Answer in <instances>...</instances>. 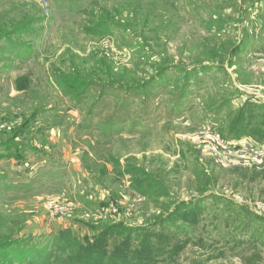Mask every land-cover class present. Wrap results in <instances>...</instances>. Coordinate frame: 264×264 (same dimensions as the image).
<instances>
[{
	"label": "rangeland",
	"instance_id": "rangeland-1",
	"mask_svg": "<svg viewBox=\"0 0 264 264\" xmlns=\"http://www.w3.org/2000/svg\"><path fill=\"white\" fill-rule=\"evenodd\" d=\"M78 263L264 264V0H0V264Z\"/></svg>",
	"mask_w": 264,
	"mask_h": 264
},
{
	"label": "trees",
	"instance_id": "trees-1",
	"mask_svg": "<svg viewBox=\"0 0 264 264\" xmlns=\"http://www.w3.org/2000/svg\"><path fill=\"white\" fill-rule=\"evenodd\" d=\"M85 33L86 34H89V35H93V36H98V37H104L105 35H108L110 33V24L108 22V19L105 18V17H100L99 20H96V21H92L90 23V25H88L87 27H85L84 29ZM17 83L18 84V88L21 90L24 88V83H22V81L24 82L25 81V77H18L16 79ZM242 115H240L241 117ZM243 117V116H242ZM249 120V119H247ZM229 137H227L228 139L230 140H238L240 139L241 137H244V133H240V134H236V132H233L231 135H228ZM251 138H253V136H249ZM102 249L103 246H102ZM103 254H104V251H103ZM120 262V261H119ZM80 264V263H78Z\"/></svg>",
	"mask_w": 264,
	"mask_h": 264
},
{
	"label": "built area",
	"instance_id": "built-area-1",
	"mask_svg": "<svg viewBox=\"0 0 264 264\" xmlns=\"http://www.w3.org/2000/svg\"><path fill=\"white\" fill-rule=\"evenodd\" d=\"M223 141H224V144H226L227 146H231L232 144H233V145H238V144L235 143V142L240 143V139H239V141H236V140H230V139L223 140ZM241 144H242V143H241Z\"/></svg>",
	"mask_w": 264,
	"mask_h": 264
},
{
	"label": "crops",
	"instance_id": "crops-1",
	"mask_svg": "<svg viewBox=\"0 0 264 264\" xmlns=\"http://www.w3.org/2000/svg\"><path fill=\"white\" fill-rule=\"evenodd\" d=\"M239 140V139H238ZM252 141V140H251ZM251 141H249V140H246V138L245 137H241L240 138V142H244V143H242V144H247V145H251ZM256 144L257 143H255V142H252V145H254V146H256Z\"/></svg>",
	"mask_w": 264,
	"mask_h": 264
}]
</instances>
